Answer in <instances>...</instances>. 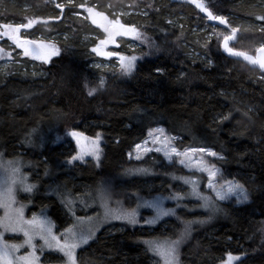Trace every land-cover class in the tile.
<instances>
[{
    "label": "trees",
    "instance_id": "1",
    "mask_svg": "<svg viewBox=\"0 0 264 264\" xmlns=\"http://www.w3.org/2000/svg\"><path fill=\"white\" fill-rule=\"evenodd\" d=\"M201 2L238 31L234 50L256 54L264 43L262 1ZM86 8L140 31V48L127 52L137 58L130 73L96 64L107 59L92 51L94 40H83L102 36ZM38 18L50 23L19 38L54 41L59 54L38 63L7 45L15 63L0 74V157L23 163L36 187L30 209L47 210L58 229L67 222L60 191L76 201L95 194L125 206L163 196L171 210L155 227L106 226L79 252V264H158L147 246L155 238L180 241L177 264H222L229 253L239 256L237 264H264V73L225 56L221 38L206 34L228 30L172 0H0V25ZM158 127L180 151L216 153L204 156L218 170L215 184L241 185L248 199L218 202L206 176L178 158L153 153L131 160ZM98 135L99 159L85 157ZM80 154L84 159H73ZM186 179L210 198L209 208L188 196L193 184Z\"/></svg>",
    "mask_w": 264,
    "mask_h": 264
},
{
    "label": "rangeland",
    "instance_id": "2",
    "mask_svg": "<svg viewBox=\"0 0 264 264\" xmlns=\"http://www.w3.org/2000/svg\"><path fill=\"white\" fill-rule=\"evenodd\" d=\"M263 3L264 7V0H260ZM94 12H98L93 10ZM100 13V12H99ZM133 13V11H132ZM124 14V12L118 13V15ZM103 16H106L103 14ZM107 17V16H106ZM101 23H105L101 21L99 17H97ZM108 20H114L107 17ZM118 19V18H117ZM226 19V18H225ZM121 22V21H120ZM11 25H22V24H11ZM100 32L102 36L97 35H84V41H95L94 47H97L100 44L101 40H109L106 45L100 46L103 52H110V53H117L118 55H112L111 57H104L107 60L105 61H98L96 64L100 67H108L113 66L116 68H121V60L120 57H135V55L128 54V50L131 52L136 51L140 48V31L138 30L139 37L135 38L133 36H124V35H112L113 29L109 28L108 32H105L104 28L100 27ZM203 31H206V28H202ZM231 29H234L231 27ZM196 30V29H195ZM5 30L0 28V33L4 32ZM23 31V30H22ZM200 31V30H199ZM198 31V32H199ZM202 31V30H201ZM21 33L18 32L17 35ZM208 38L213 37L214 35L221 38V43L224 40V36H231V30H228V33L224 34H217L215 32L206 33ZM111 36V39H109ZM122 41L125 42L123 46ZM35 45H28L29 48L33 46H38L41 43L45 45H54L56 49L59 48L54 43V41H42L37 40L33 41ZM16 47L17 50H20V55L23 58H29L32 61L38 63H48L50 59L56 55L51 56L50 58L45 61L44 59H37L31 55H24L23 49L16 46L13 40L9 39L8 36L0 35V74L4 72L8 66L15 63V58L13 52L6 49L5 46ZM264 46V43L260 44V48ZM93 47V48H94ZM102 56V55H101ZM111 59H114L112 62ZM137 61V60H136ZM135 61V66H136ZM134 66V68H135ZM133 68V69H134ZM141 147L137 149V146L133 149V151L129 154V158L131 160H140L147 156L152 155L153 153H158L163 156L168 162L174 161V159H183L185 160V164H182L186 169L192 172H197L203 174L208 179L206 189L212 191L215 200L218 202H227L230 203L231 200L237 199V203L241 204L243 201L237 196L236 192L228 193L227 189L229 183L222 184L221 186H217L215 184V178L218 174L217 169H213L216 172L215 178L211 181L214 185V188H210L209 185V174L207 171L199 170L201 167V163L203 166L208 168H212L211 165L208 164L204 156H210L208 152H212L210 150L206 152H196V153H189L191 157V161L189 162L183 155L177 156L175 154H171V147H175L174 139H171L167 136L164 131L158 127L153 129L149 136L142 141L140 144ZM90 147L87 150H84L85 157H93L97 160V155H100V150L96 155H93L94 150V143H90ZM150 149V151H144V149ZM160 149V151H157ZM177 149V148H176ZM178 150V149H177ZM188 150V149H187ZM170 153L169 156L165 155V152ZM180 153L185 152L178 150ZM82 154L77 156H84ZM139 156V158H137ZM87 157V158H88ZM82 161V160H81ZM71 162H73L71 160ZM84 162V161H82ZM18 170V171H17ZM236 185V183H232ZM25 185H31V191H25ZM223 188V193L226 195L225 199H219L217 197V192ZM9 189L11 190L9 192ZM35 185L30 181V177L28 172L24 169L23 163L18 159H6L0 157V249H5L7 247L8 252V260L11 264H28V260L32 261V264H67V257L63 255V253L55 250L54 248H49L48 245L45 244L44 239L41 238L42 228H51V232L55 235L63 244L65 240L69 243L73 242L72 233H75L77 237L84 236L87 237V243H81L78 248L74 250V254L76 257V264H79L78 255L79 252L85 248L89 243H91L98 235V233L113 223H120L123 225H139L140 223L144 227H155L157 224L161 222L162 219L169 216L171 211L169 208H166L165 204L167 202V198L160 196L151 198V200L140 199V201L136 202L135 205L132 203H128L125 206L123 200H117L115 203L112 204L111 199H104L100 195H92L88 197V200H81L74 199V196L69 194V192H61L58 195V200L62 201V205L64 206V212L67 215V222L65 223V227L62 229H58L55 222H52V219L48 215V211L45 212L34 211L32 208V203L30 198L35 192ZM184 187H180L179 191H184ZM57 194H59V188ZM85 191V188H82ZM197 196L195 194H189L188 196L194 197L195 199H199L200 202H204V207L209 208V204L206 203L200 197L202 196L201 193ZM23 197V200L20 198ZM86 202V203H85ZM86 204V205H85ZM158 204L160 212L158 214L157 208L152 207L151 205ZM88 207V208H86ZM87 211V212H85ZM167 212L168 214H163ZM80 213H84L83 216L79 215ZM135 214V223L129 222L126 214ZM143 214V218L145 219L140 220V215ZM29 221H34V223L29 224ZM15 229V230H13ZM23 229V230H21ZM69 229L72 230V233H69ZM24 231H28L32 236L31 245L26 243V237L24 235ZM18 245L19 247L16 249H12L10 246ZM34 246V247H33ZM147 246L149 247L153 256L156 257L155 262L158 264H168V257L167 252L172 244L169 240H163L159 238L151 239ZM176 247V246H175ZM233 257H239L237 255L232 254ZM27 257L28 260L23 258ZM177 250L175 251V260L172 261V264H177ZM239 261L234 259L232 264H237ZM0 264H4L3 260H0ZM222 264H227V257L222 262Z\"/></svg>",
    "mask_w": 264,
    "mask_h": 264
},
{
    "label": "snow or ice",
    "instance_id": "3",
    "mask_svg": "<svg viewBox=\"0 0 264 264\" xmlns=\"http://www.w3.org/2000/svg\"><path fill=\"white\" fill-rule=\"evenodd\" d=\"M194 3H196V6L201 10V12H204L208 18V20L210 21H219L220 24H225L226 20L224 17L219 16V15H214L209 9L208 7L205 6L204 3L201 2V0H193ZM81 7H84V5H80ZM57 7L59 8H63L62 5H57ZM89 15L92 18V22L93 23H99V26L104 28L105 32L109 31V28L113 29V33L112 35H124V36H133L135 38L139 37V33L137 28L134 25H126L120 22L119 19H114V20H108V18L106 16H103L102 13L99 12H94L92 8H86L85 9ZM97 17L100 18L101 21H104L105 23H101L100 21L97 20ZM257 19H262L264 20V17H257ZM34 21H28L27 24H23V25H11V24H3L0 25V28L4 29L5 31L0 33V35H5L8 36L9 39L13 40V42L16 44L17 47L22 48L23 49V53L24 55H31L34 58L37 59H44L45 61H47L48 58H50L53 55H58V49L55 48L54 45H45L43 43H41L38 46H33L31 48L28 47V45H35V42L33 41H28V40H21L19 38V36L17 35V33L19 32L20 28H31L33 25ZM233 32H235V29H233ZM111 39V36L110 38ZM231 39L230 36L225 35L224 36V48L227 52H229L230 54L236 55V56H243L246 60L251 61L252 63H258L260 65L261 68H264V55L259 56L258 58H253L251 56H248L246 53L243 52H234L232 48H230L228 46V41ZM109 42V40H101L100 44L97 47H94L92 49L93 52H96L99 55H106V56H112V55H118L117 53H110V52H102L100 46L106 45ZM258 52L260 53H264V48L258 49ZM136 57H120L121 60V69L122 71H124L126 74L130 73L134 66H135V61H136ZM101 83H103V81H101ZM95 92V89H91L89 91V95H92ZM71 136L73 137H79L80 133L77 132H71L70 133ZM79 143V141H78ZM94 150H93V155H96L99 152V135L97 136L96 141L94 142ZM141 146L137 145V149H139ZM144 151H150V149L145 148ZM157 151H160V149H157ZM208 151L207 149L204 148H191L186 150L183 153H180L175 147H171V154H175L177 156L183 155L189 162L191 161V157L189 155V153H196V152H206ZM209 155L211 156H215L216 153L214 152H208ZM166 156H169L170 158V153L169 152H165ZM139 158V156L137 157ZM73 159H82V156H75L73 157ZM97 159H99V156L97 155ZM181 164H185V160H181L180 161ZM201 163V167L199 170L201 171H207L209 174V187L210 188H214V185L211 183V181L215 178L216 176V172L213 170L214 166L212 168H208L206 166H203V163ZM18 171V170H17ZM185 183H192L193 184V188H192V193L199 196L200 194L198 193L196 186H195V181H192L190 179H186ZM32 186L31 185H25L24 190L25 191H31ZM11 190L9 189V192ZM236 192L237 196L242 200V201H246L248 199V195L247 192L243 189V186L241 185H233L231 182H229V186L227 189V192L230 194L232 192ZM217 197L219 199H225L226 195L223 193V188H221L220 191L217 192ZM174 198H176L177 200L182 199L183 197L181 195H176ZM201 199H203L206 203L209 201V197H200ZM152 207H156L158 214L160 212L159 209V205L158 204H153L151 205ZM171 211V210H170ZM163 214H168L167 212L163 213ZM127 218L129 219V222L131 223H135V214L131 213V214H126ZM29 224L34 223V221H29ZM15 230V229H13ZM23 230V229H21ZM69 233H72V230L69 229L68 230ZM42 235L41 238L44 239L45 244L48 245L49 248H54L55 250H58L59 252L63 253V255L65 257H67V264H76V257L74 254V250L76 248H78L80 246L81 243L86 244L87 243V237L84 236H79L77 237L75 233H72V239L73 242L69 243L67 240H65V242L63 244H61L60 240L52 234L51 232V228H42L41 229ZM24 235L27 238L26 239V243L31 245L33 236L28 232V231H24ZM179 240L177 241H173L172 242V246L169 248L168 252H167V257L168 259V264H172V261L175 260V251H176V245L179 244ZM7 247L9 246H5V249H0V260L4 261V264H11V262L8 260V252H7ZM12 249H16L19 246L18 245H12L10 246ZM34 247V246H33ZM25 260H28L27 257L23 258ZM236 259L238 260L239 257H233L231 253L228 254L227 256V264H232V261ZM28 264H32L31 260H28Z\"/></svg>",
    "mask_w": 264,
    "mask_h": 264
},
{
    "label": "water",
    "instance_id": "4",
    "mask_svg": "<svg viewBox=\"0 0 264 264\" xmlns=\"http://www.w3.org/2000/svg\"><path fill=\"white\" fill-rule=\"evenodd\" d=\"M172 1H174V2H180V3H189V4H191V5H193L204 17H206L207 18V16H206V14L204 13V12H201V10L196 6V3H194L193 2V0H172ZM203 3V2H202ZM89 14V13H88ZM90 16V15H89ZM90 18H91V16H90ZM91 20H92V18H91ZM97 20L99 21V19L97 18ZM226 20V23L225 24H220L219 23V21H210V20H208V18H207V21H208V23L209 24H211L212 26H215V27H220V28H224V29H227V30H231V39L228 41V46L230 47V48H232L231 47V45L233 44V43H235L236 41H237V39H238V31L237 30H235V32H233V29H231V27H230V23L227 21V19H225ZM34 21V23H33V25H32V27L31 28H20V30H19V32L20 31H22V30H28V29H32L35 25H37V24H41V25H47V24H49L50 23V20H48V19H41V18H38V19H35V20H33ZM96 24H99V23H96ZM222 52H223V54L225 55V56H227V57H229V58H232V59H236V60H240V61H243V62H245L246 64H248L251 68H253V69H256V70H258V71H260V72H262V73H264V68H261L260 67V65L258 64V63H252L251 61H249V60H246L243 56H236V55H233V54H230L229 52H227L226 50H225V48H224V40H223V42H222ZM261 48H264V46L263 47H261ZM261 48H259V49H261ZM233 49V48H232ZM102 51V50H101ZM233 51L234 52H240V51H236V50H234L233 49ZM103 52V51H102ZM248 56H251V57H253V58H258L259 56H261V55H264V53H260V52H258V50H257V52H256V54L255 55H250V54H247ZM102 56H104V57H111V56H106V55H102Z\"/></svg>",
    "mask_w": 264,
    "mask_h": 264
},
{
    "label": "bare ground",
    "instance_id": "5",
    "mask_svg": "<svg viewBox=\"0 0 264 264\" xmlns=\"http://www.w3.org/2000/svg\"><path fill=\"white\" fill-rule=\"evenodd\" d=\"M33 29V28H32Z\"/></svg>",
    "mask_w": 264,
    "mask_h": 264
}]
</instances>
